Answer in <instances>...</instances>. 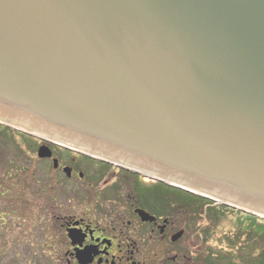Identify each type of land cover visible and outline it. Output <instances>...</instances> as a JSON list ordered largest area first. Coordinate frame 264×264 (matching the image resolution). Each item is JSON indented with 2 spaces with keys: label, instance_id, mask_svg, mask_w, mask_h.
<instances>
[{
  "label": "water",
  "instance_id": "95a60500",
  "mask_svg": "<svg viewBox=\"0 0 264 264\" xmlns=\"http://www.w3.org/2000/svg\"><path fill=\"white\" fill-rule=\"evenodd\" d=\"M0 125L264 220V0H0Z\"/></svg>",
  "mask_w": 264,
  "mask_h": 264
},
{
  "label": "rangeland",
  "instance_id": "374dc122",
  "mask_svg": "<svg viewBox=\"0 0 264 264\" xmlns=\"http://www.w3.org/2000/svg\"><path fill=\"white\" fill-rule=\"evenodd\" d=\"M36 141L0 127V264H55L48 255L50 237L56 234V227L49 222L52 213L100 218L103 213L96 208L108 205L85 193L89 183L93 187L98 183L96 174L89 170L83 169L88 179L84 184L66 180L56 184L55 179L54 186L48 188L53 175L35 160ZM178 203L174 197L167 208L178 211L179 226L188 234L175 250L195 256L193 262L181 264H253L264 250V236L247 234L238 214L215 209L214 202ZM165 246L156 245L149 257L152 262L164 261Z\"/></svg>",
  "mask_w": 264,
  "mask_h": 264
},
{
  "label": "flooded vegetation",
  "instance_id": "af4514ba",
  "mask_svg": "<svg viewBox=\"0 0 264 264\" xmlns=\"http://www.w3.org/2000/svg\"><path fill=\"white\" fill-rule=\"evenodd\" d=\"M36 142V148L44 146L51 151L50 158L35 159L53 175L48 188L54 186L55 179L56 184L64 180L84 184L88 179L83 169L89 170L98 183L93 187L88 182L85 193L108 204L96 208L103 213L100 218L52 213L49 222L56 227V234L50 237L48 255L55 264H155L149 257L161 243L167 246V254L160 264L195 260L192 253H186L188 257L176 252L175 245L188 231L180 228L178 211L167 208L174 197L186 200H179V205L193 204L195 196L50 141Z\"/></svg>",
  "mask_w": 264,
  "mask_h": 264
},
{
  "label": "trees",
  "instance_id": "16d2710c",
  "mask_svg": "<svg viewBox=\"0 0 264 264\" xmlns=\"http://www.w3.org/2000/svg\"><path fill=\"white\" fill-rule=\"evenodd\" d=\"M0 127H2V126H0ZM3 128H5L7 131H12L11 129H9L7 127H3ZM12 133H13V131H12ZM21 135H23V134H21ZM179 198H180L179 200L182 201L183 197L182 198L179 197ZM196 201H198V202H206L207 201V203L210 204L209 203L210 201H208L206 199L198 198V197H196ZM216 207H218V209H220V210L230 211V212H233L235 214H238L241 217L240 220L244 221L243 222V226H244L243 229H245L247 234L250 235V233L256 234L259 232L260 234H257V235L264 236V220L259 219L257 217H254L252 215L243 213L241 211H236V210L230 209V208L225 207V206H223V208L221 206H215V209H217ZM212 211H216V210H212ZM252 263L253 264H264V250H262L259 257L258 258L256 257Z\"/></svg>",
  "mask_w": 264,
  "mask_h": 264
}]
</instances>
